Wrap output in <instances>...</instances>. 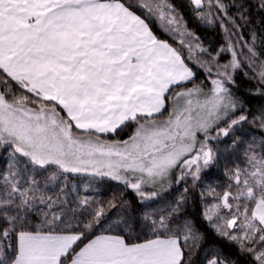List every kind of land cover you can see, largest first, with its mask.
<instances>
[{"label": "snow or ice", "instance_id": "obj_1", "mask_svg": "<svg viewBox=\"0 0 264 264\" xmlns=\"http://www.w3.org/2000/svg\"><path fill=\"white\" fill-rule=\"evenodd\" d=\"M188 3L225 33L215 52L171 0H0V149L9 157L0 170V264H191L201 237L187 221L173 227L179 204L145 213L150 234L141 240L131 216L108 215L127 201L79 192L69 201L61 184L68 174L107 178L151 201L177 172V182L199 179L215 160L210 141L248 120L237 115L234 74L246 65L264 88V52L255 33L251 43L238 34L230 8L247 24L245 5ZM194 67L211 87L196 83ZM258 119L264 126V109ZM132 126L127 139H109ZM230 181L222 195L209 193L218 202L204 218L264 264V153L250 149ZM53 184L59 192L48 195ZM207 264L226 262L214 255Z\"/></svg>", "mask_w": 264, "mask_h": 264}, {"label": "trees", "instance_id": "obj_2", "mask_svg": "<svg viewBox=\"0 0 264 264\" xmlns=\"http://www.w3.org/2000/svg\"><path fill=\"white\" fill-rule=\"evenodd\" d=\"M226 2L231 4L233 0H226ZM237 2L245 5L246 18L249 21V23L244 24L239 19L236 9L230 8V14L236 16L237 23L241 24L238 34H242L245 40L251 43L250 37L255 33L256 50L258 53L264 52V9L259 7L260 0H237ZM171 3L183 17L186 27L195 33L201 43L210 51L215 52L225 43V33L219 25L211 26L198 20L188 0H171ZM229 28H231V25H229ZM233 31L235 32L236 30L233 29ZM156 34L160 39L163 36L159 31ZM233 39H236V37L234 36ZM229 57V53L224 55V58L228 59ZM202 72L201 75L197 73L195 78L197 84L204 81V78L200 80V77H204ZM245 72L248 74L245 75ZM252 76L253 73L245 65L243 68L238 69L234 75L235 84L232 85V91L241 105V109H238L237 115L242 110L244 114L248 115V120L244 121L242 125L234 126L230 134L222 140L217 141L215 144H213V141L211 142L213 149H215L214 146L217 144V154L214 162L203 170L199 179L194 180L191 177L182 179L179 184H176L177 172L176 176H173L171 188L163 193H159L157 198L148 202L139 201L131 190H125L123 185L107 178L93 179L101 182L99 189L97 191L95 187L93 190L85 191V195L95 197L96 199L100 196L101 201H108L114 197L117 201L120 199L127 201L126 207L119 210L110 209L108 215L113 220L116 219L117 215L125 213L131 216L138 225L132 234L133 238L139 235L141 240L150 234V229L146 226L148 222L143 220L145 213L150 214L147 208H149V211H151V214L155 218L161 213L167 214L170 209L179 204L180 210L175 215L173 227L182 225L187 221L194 226V230L201 237L197 243V247L193 249L191 264H207L208 259L214 255H218L226 264H256L251 253L242 251L237 243L219 235L203 215L205 205L210 202L212 196L209 197L208 194L214 190L215 193L222 195L231 183L230 174L240 165L244 167V164L247 163V157L243 156V152L247 156L248 147L258 146L264 153V126H262L261 121L258 119L261 110L264 109V88H261L258 85L257 79L252 78ZM188 86L191 87L192 85L189 84ZM132 127L125 128L120 132V139L126 137ZM114 138L118 137L109 136V139ZM236 138H240L242 141L240 142ZM8 162V153L0 149V170L6 168ZM86 179V176L68 174V179L61 182L62 185H67L65 191L68 194L67 198L69 201L75 198L77 192L83 195L81 183ZM74 184L77 185V188L74 187ZM49 187L51 190L48 191V195L54 196L55 193L59 192V188L55 184ZM73 189L76 191H73Z\"/></svg>", "mask_w": 264, "mask_h": 264}, {"label": "rangeland", "instance_id": "obj_3", "mask_svg": "<svg viewBox=\"0 0 264 264\" xmlns=\"http://www.w3.org/2000/svg\"><path fill=\"white\" fill-rule=\"evenodd\" d=\"M186 26V25H185ZM187 28V27H186ZM188 29V28H187ZM189 31H191L190 29H188ZM192 32V31H191ZM162 38L164 39V40H168V42L169 43H173L174 44V46H175V44H177L178 43V37H176V38H173V37H170L169 35H166V34H163L162 33ZM161 38V39H162ZM226 53H224L223 54V57H222V60H221V62L223 63V62H227V60L230 58H224V55H225ZM194 71H197V73H200V75H201V72H202V70H199V69H196L195 67H194ZM238 71V70H237ZM202 74H203V72H202ZM236 74V73H235ZM234 74V75H235ZM202 78H204V81L203 82H205V83H203V84H205V85H207L208 84V87H211V84H210V81L208 80V79H206V77H205V75H204V77H200V80L202 79ZM201 83V82H200ZM200 83H198V84H200ZM243 124V122H241L240 124H238V125H242ZM133 128H134V126L132 127V129L129 131V133H128V135H130L131 134V132L133 131ZM231 132V131H230ZM213 135H215V132H213L212 133ZM230 134V133H229ZM128 135L126 136V137H124V138H121V139H127V137H128ZM225 136H220L219 138H217V139H215V140H212L213 141V144H215L217 141H220V140H222L223 138H224ZM118 139H120V137H118ZM237 140H239L240 142L242 141L240 138H236ZM212 141H210V146H212V144H211V142ZM214 146V145H213ZM216 147H217V144H216V146H214V148L215 149H213V152H214V154H215V157H216V154H217V150H216ZM250 149H252V150H254L256 153H257V155H259V154H261V153H263L262 152V149L261 148H259L258 146H250V147H248V149H247V151L249 152V150ZM263 150H264V146H263ZM243 156L244 157H247L246 156V154H245V152H243ZM209 166H211V165H209ZM245 167H247V163L246 164H244V167H243V165L241 166H239L238 168H245ZM204 169H206V168H203L202 170H201V172H200V174H199V178H200V175H201V173L203 172V170ZM73 175H81V176H84V175H82V174H73ZM178 175H179V173H178ZM192 176H186L184 179H188V178H191ZM193 178V177H192ZM98 179H100V178H96V180H98ZM197 180V179H196ZM173 181V177L170 179V182L169 183H166L165 185H164V187H163V189H161L160 190V192L159 193H163V192H165L166 190H168L169 188H171V185H172V182ZM182 180H179V182H177V180H176V184H179L180 182H181ZM100 184H101V182H99V181H95V180H93V178H90V177H87V179L85 180V181H82V183H81V185H82V190H83V195H85V191L87 192V191H90V190H93V188H95L96 187V189H97V191H98V189H99V186H100ZM175 185V184H174ZM74 187H76L77 188V185L76 184H74ZM209 195V194H208ZM211 195H209V197H210ZM157 198V197H156ZM97 199H101L100 198V196H98L97 197ZM155 199V198H154ZM152 201V200H151ZM145 202H148V201H145ZM216 202H218L217 201V199H216V197H214V196H211V199H210V202L208 203V204H206L205 205V207L207 206V205H210V204H212V203H216ZM147 211L151 214V211H149V208H147ZM227 212V210L226 209H224V210H222V213H226Z\"/></svg>", "mask_w": 264, "mask_h": 264}]
</instances>
